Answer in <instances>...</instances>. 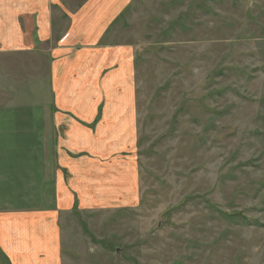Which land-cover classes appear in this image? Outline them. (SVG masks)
I'll use <instances>...</instances> for the list:
<instances>
[{
    "label": "rangeland",
    "instance_id": "obj_1",
    "mask_svg": "<svg viewBox=\"0 0 264 264\" xmlns=\"http://www.w3.org/2000/svg\"><path fill=\"white\" fill-rule=\"evenodd\" d=\"M128 5L105 39L134 49L137 135L124 153L139 194L63 219V264H264V0ZM32 60L20 75L36 74ZM34 132L0 124L12 143ZM15 156L3 155L0 170L12 159L17 171Z\"/></svg>",
    "mask_w": 264,
    "mask_h": 264
},
{
    "label": "crops",
    "instance_id": "obj_2",
    "mask_svg": "<svg viewBox=\"0 0 264 264\" xmlns=\"http://www.w3.org/2000/svg\"><path fill=\"white\" fill-rule=\"evenodd\" d=\"M131 1L0 0V124L36 127L33 137L0 140V161L14 153L22 162L0 170V264H63V219L137 200V166L124 153L137 135L134 49L105 39ZM30 59L36 74L20 75Z\"/></svg>",
    "mask_w": 264,
    "mask_h": 264
}]
</instances>
